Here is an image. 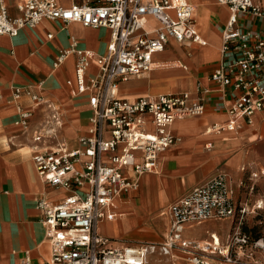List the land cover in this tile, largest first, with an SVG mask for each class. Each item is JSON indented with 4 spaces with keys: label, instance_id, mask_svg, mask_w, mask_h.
Here are the masks:
<instances>
[{
    "label": "built area",
    "instance_id": "obj_1",
    "mask_svg": "<svg viewBox=\"0 0 264 264\" xmlns=\"http://www.w3.org/2000/svg\"><path fill=\"white\" fill-rule=\"evenodd\" d=\"M217 1L228 6L230 15L222 32L224 57L211 79L234 92L229 119L214 124L212 129L233 130L239 119L250 123L255 113L264 112V27L241 24L248 16L264 19V0ZM19 10V16L11 17L6 6L0 5V35L15 36L22 27L35 26L44 19L77 21L110 31L104 55L81 48L73 38L70 48L61 50L58 57L57 64L70 53L77 55V91L89 93L92 114L87 131L79 137V146L62 145L34 155L40 176L50 186L65 189L66 195L56 203L46 199L38 202L44 211L43 222L49 227L50 260L34 263L25 252L22 264H146V244L114 245L98 232L99 222L113 218L116 199L138 187L125 175L124 168L130 167L137 174L156 172L159 154L178 142L171 129L174 119L203 114L205 104L188 92L130 100L117 96L116 89L120 81L151 70L154 54L170 41L206 42L197 30L195 5L189 0H97L69 6L58 0H22ZM150 18L158 25L152 26ZM93 61L99 69L88 76ZM43 86L44 80H40L37 88ZM23 94L38 105L47 102L42 93L30 87L13 88L15 99ZM31 114L22 111L25 119ZM55 135L54 127L48 125L34 139ZM262 207L263 201L255 206ZM248 211L247 206L237 205L231 178L219 171L171 204V228L162 250H187L190 264H228L234 257L232 248L239 256L250 242L249 235L235 231L226 249H222L214 237L204 243L185 238V225L221 218H237L241 224ZM260 240L255 244L259 245Z\"/></svg>",
    "mask_w": 264,
    "mask_h": 264
},
{
    "label": "crops",
    "instance_id": "obj_2",
    "mask_svg": "<svg viewBox=\"0 0 264 264\" xmlns=\"http://www.w3.org/2000/svg\"><path fill=\"white\" fill-rule=\"evenodd\" d=\"M58 1L69 6L97 0ZM21 2L0 0V5L6 6L11 17H17ZM193 4L203 16V23L198 25L195 14L197 30L206 42L170 41L164 50L154 54L155 65L151 70L120 81L116 89L117 96L130 100L188 92L191 98H201L205 104L203 114L174 119L171 129L178 142L159 154L156 172L137 174L130 167L124 168L125 175L137 182L138 187L116 199L113 218L99 222L98 232L109 237L114 245L146 244V264H190L187 250L173 248L168 253L162 250L161 244L171 228L170 206L219 171L231 178L237 205L247 206L249 211L251 208L255 211L258 202L263 201L264 205V112L255 113L250 123L239 119L233 130L212 129L214 124L221 125L229 119L228 108L233 102L234 91L211 79V73L224 57L222 32L229 8L221 3L206 5L201 0ZM244 18L243 26L264 27V19ZM149 22L158 25L154 18ZM73 38L81 48L104 55L110 31L77 21L44 19L35 26L22 27L15 36L0 35V264H22L25 252L34 263L51 258L49 227L43 222L44 211L38 202L46 199L56 203L66 195V190L45 182L34 155L62 145L79 146V137L89 127L92 107L89 93L77 91V55L70 53L57 64L61 50L70 48ZM98 69L93 61L88 76ZM40 80H44L41 89L37 88ZM16 86L42 93L47 102L38 105L27 94L15 99ZM22 111L32 114L25 119ZM48 125L54 127L56 135L35 140L36 133ZM216 220L227 221L228 230L193 235V227L215 221L208 219L186 224L183 235L206 242L216 232L224 241L236 218Z\"/></svg>",
    "mask_w": 264,
    "mask_h": 264
},
{
    "label": "rangeland",
    "instance_id": "obj_3",
    "mask_svg": "<svg viewBox=\"0 0 264 264\" xmlns=\"http://www.w3.org/2000/svg\"><path fill=\"white\" fill-rule=\"evenodd\" d=\"M264 206V205H263ZM229 225L227 221H208L204 224L197 225L192 228V234L208 235L210 230H217L220 232L227 231ZM242 231L250 236V242L247 246H245L244 251L240 252L239 256H236L234 250L236 248H232L231 250L234 257L231 262L228 264H264V207L260 209H256L252 211H248L243 218L242 223L240 224L236 218V220L231 223V229L229 232V236H226L224 241L221 240V248L226 249L228 246V242L230 237L234 234L235 231ZM259 239V245H256L255 242ZM202 241V240H201ZM205 241H202L204 243ZM240 250V249H239ZM220 259H223L220 256Z\"/></svg>",
    "mask_w": 264,
    "mask_h": 264
},
{
    "label": "bare ground",
    "instance_id": "obj_4",
    "mask_svg": "<svg viewBox=\"0 0 264 264\" xmlns=\"http://www.w3.org/2000/svg\"><path fill=\"white\" fill-rule=\"evenodd\" d=\"M193 3H195V0H191ZM201 1H203V3L204 4H206V5H220L219 3H218V1L217 0H201ZM222 4V3H221ZM224 5V4H223ZM196 12L197 11H195V14H196ZM197 17H198V25H200L201 23H203V16H201L200 14H199V12H197ZM158 62V61H157ZM170 90V89H169ZM118 91V90H117ZM213 235H214V238H215V240H216V242L217 243H219V244H221V238H220V236L216 233V232H213ZM186 258H189V255L187 256L186 255Z\"/></svg>",
    "mask_w": 264,
    "mask_h": 264
}]
</instances>
